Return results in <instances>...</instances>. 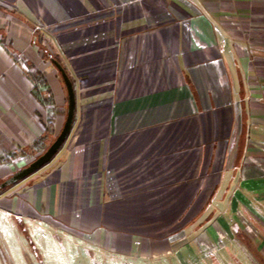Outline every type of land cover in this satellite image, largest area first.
I'll use <instances>...</instances> for the list:
<instances>
[{
    "label": "crops",
    "instance_id": "1",
    "mask_svg": "<svg viewBox=\"0 0 264 264\" xmlns=\"http://www.w3.org/2000/svg\"><path fill=\"white\" fill-rule=\"evenodd\" d=\"M66 79L75 123L0 196V249L22 224L138 260L244 233L264 257V0H0V186L61 135Z\"/></svg>",
    "mask_w": 264,
    "mask_h": 264
},
{
    "label": "rangeland",
    "instance_id": "2",
    "mask_svg": "<svg viewBox=\"0 0 264 264\" xmlns=\"http://www.w3.org/2000/svg\"><path fill=\"white\" fill-rule=\"evenodd\" d=\"M3 223L7 228L10 227L9 221ZM11 227L17 230L15 224L12 223ZM19 230L21 231L20 228ZM22 234L23 237L20 233L18 234L22 240L11 241L12 251H9L4 244L2 245L0 264H264V257L257 250L260 242L249 240L244 233L240 234L241 240L226 243L232 247L228 253L223 251L218 256L212 253L215 257L211 254L201 257L198 256L200 254L193 252L192 257L183 260L178 258L164 260L123 258L109 251L90 247L87 243L76 241L71 236L61 235L56 231L44 236L34 235L35 238L30 237L29 240L23 232Z\"/></svg>",
    "mask_w": 264,
    "mask_h": 264
},
{
    "label": "water",
    "instance_id": "3",
    "mask_svg": "<svg viewBox=\"0 0 264 264\" xmlns=\"http://www.w3.org/2000/svg\"><path fill=\"white\" fill-rule=\"evenodd\" d=\"M66 84H67L68 92H69V110H68L67 121H66L65 127L61 135L57 138V140L53 143V145L48 149V151L39 158V160L31 164L26 170H24L21 174H19L17 177L12 179L11 181L5 183L4 185H1L0 189H4L18 182L19 180L29 175H32L36 171H39L40 169L45 167L46 165H49V163H51L53 158L57 155L60 148L65 144V141L67 140L69 133L71 131V128H72L74 113H75L74 93H73L71 84L69 83L67 79H66Z\"/></svg>",
    "mask_w": 264,
    "mask_h": 264
},
{
    "label": "trees",
    "instance_id": "4",
    "mask_svg": "<svg viewBox=\"0 0 264 264\" xmlns=\"http://www.w3.org/2000/svg\"><path fill=\"white\" fill-rule=\"evenodd\" d=\"M30 78H31V80L35 83V88L37 89L39 86H41L42 88H45L46 87V82H45V80H44V78H43V76L42 75H40V74H34V75H32V76H30ZM38 90V89H37ZM38 92V91H37ZM44 103V102H43ZM74 123H75V118L73 119V124H72V127H73V125H74ZM53 143L54 142H52L50 145H48V147H46V148H44V144H43V142L41 141V142H39V147L37 146V150H40V151H42L43 152V154L44 153H46L47 151H48V149L53 145ZM40 146H41V148L43 147V149L41 150V148H40ZM64 146V145H63ZM63 146L60 148V150L58 151V153H57V155L59 154V152L62 150V148H63ZM56 155V156H57ZM55 156V157H56ZM55 157L53 158V160L55 159ZM39 158L40 157H38L36 160H35V162L37 161V160H39ZM52 160V161H53ZM51 161V162H52ZM50 164V163H49ZM47 166V165H46ZM45 166V167H46ZM44 168V167H43ZM41 170V169H40ZM36 172H38V171H36ZM35 172V173H36ZM35 173H33V174H35ZM32 174V175H33ZM29 176H31V175H29ZM28 176V177H29ZM24 180V179H23ZM21 181H18V182H16V183H14V184H12V185H10V186H8V187H6V188H4V189H0V196L2 195V194H4L6 191H8V190H10L11 188H13L14 186H16L18 183H20ZM19 228L21 229V231L24 233V235L27 237V239L29 240L30 239V236H29V234L25 231V227L21 224V225H19Z\"/></svg>",
    "mask_w": 264,
    "mask_h": 264
}]
</instances>
